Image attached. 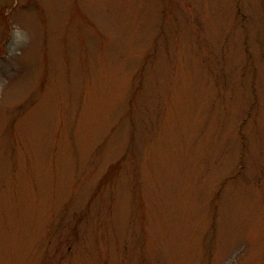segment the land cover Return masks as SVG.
<instances>
[{
	"label": "rangeland",
	"instance_id": "374dc122",
	"mask_svg": "<svg viewBox=\"0 0 264 264\" xmlns=\"http://www.w3.org/2000/svg\"><path fill=\"white\" fill-rule=\"evenodd\" d=\"M12 2L0 264H264V0Z\"/></svg>",
	"mask_w": 264,
	"mask_h": 264
}]
</instances>
